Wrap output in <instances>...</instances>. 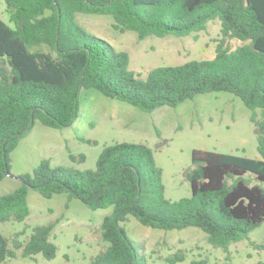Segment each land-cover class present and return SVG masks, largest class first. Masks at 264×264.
Listing matches in <instances>:
<instances>
[{
    "label": "trees",
    "instance_id": "obj_1",
    "mask_svg": "<svg viewBox=\"0 0 264 264\" xmlns=\"http://www.w3.org/2000/svg\"><path fill=\"white\" fill-rule=\"evenodd\" d=\"M2 1L10 25L0 19V182L10 173V154L35 123L61 130L78 118L82 90L145 113L198 95L231 94L250 111L258 157L193 150L190 195L177 201L165 198L162 171L144 143L104 146L93 170L42 160L0 196V223L25 221L32 189L46 199L65 194L91 210L111 209L100 224L105 249L91 264H142L140 246L123 227L128 217L152 229L197 228L224 251L244 239L258 246L249 233L264 223V0ZM78 15L109 17L114 28L140 40L196 35L217 21L221 39L212 59L155 67L141 77L129 69L127 52L88 32ZM227 40L241 44L231 49ZM54 226H35L23 243L0 232V264L16 250L31 260L54 259ZM183 260L176 254L166 262Z\"/></svg>",
    "mask_w": 264,
    "mask_h": 264
},
{
    "label": "rangeland",
    "instance_id": "obj_2",
    "mask_svg": "<svg viewBox=\"0 0 264 264\" xmlns=\"http://www.w3.org/2000/svg\"><path fill=\"white\" fill-rule=\"evenodd\" d=\"M0 19L10 25L5 5L0 0ZM78 22L91 34L106 40L115 49L129 55V69L144 77L155 67L180 65L191 60L214 57L221 39L219 23L213 21L205 32L186 37H148L140 40L134 33L113 27L106 16L78 15ZM241 42L227 40L234 49ZM250 111L228 93L198 95L178 107H161L145 113L126 103L104 97L95 90H82L78 118L68 127L55 130L35 123L10 154L9 175L0 182V196L21 185L19 176L31 174L42 160L51 166L93 170L104 146L116 142H140L150 147L156 165L162 171L164 196L177 201L190 195L186 178L191 170L193 150L257 158L256 134L249 120ZM70 155L75 160L70 159ZM85 156L79 161V156ZM264 186V184H262ZM29 215L24 222L0 223V232L8 239L27 241L35 226L53 223L50 241L56 256L33 260L16 256L3 264H91L105 249L100 236L102 218L111 209L91 210L77 199L55 195L46 199L34 190L28 192ZM142 264H169L167 258L183 256L175 264H257L264 262V223L249 233V239L230 245L224 251L207 243L197 228L165 231L152 229L128 217L123 224Z\"/></svg>",
    "mask_w": 264,
    "mask_h": 264
}]
</instances>
